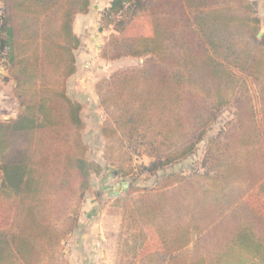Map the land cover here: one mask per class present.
Returning <instances> with one entry per match:
<instances>
[{"label": "trees", "instance_id": "obj_1", "mask_svg": "<svg viewBox=\"0 0 264 264\" xmlns=\"http://www.w3.org/2000/svg\"><path fill=\"white\" fill-rule=\"evenodd\" d=\"M6 3L0 65L13 82L17 111L0 119V201L13 207L10 228L0 229V264H15L14 253L26 264H68L58 247L78 219L72 205L81 195L74 194L101 174L88 157L82 107L65 88L80 44L73 19L90 0ZM117 13L118 34L104 56L139 62L96 84L107 159L123 153L127 139L152 157L144 169L163 171L195 153L222 109H234L205 144L203 170L163 171L162 182L139 194L141 215L131 219L140 227L123 216L129 235L121 236L119 263L125 255L138 260L145 243L155 250L139 264H264V213L236 212L252 190L264 199V35L257 37L253 2L111 0L101 21ZM139 16L148 34L127 32ZM106 170L95 196L109 178L132 175L122 166Z\"/></svg>", "mask_w": 264, "mask_h": 264}, {"label": "rangeland", "instance_id": "obj_2", "mask_svg": "<svg viewBox=\"0 0 264 264\" xmlns=\"http://www.w3.org/2000/svg\"><path fill=\"white\" fill-rule=\"evenodd\" d=\"M254 4L257 15L260 17V36L264 35V0H250ZM111 6V0H90L88 11L85 14L75 15L73 19V29L79 26L81 31L79 46L74 50L75 56V72L66 79L65 88L66 94L73 100L80 103L81 118L84 123L83 137L88 147V157L94 163L101 166V176L92 175L88 187L82 194L75 192L77 198L81 195L80 204L76 206L72 205V208H77V216H88L96 214L100 209L101 214L106 213L110 216L122 215L127 220L132 221V228L139 229V224L133 221L132 217L139 218L141 215V209L139 205V194L142 193L145 188H152L158 182H162L168 173H188L191 170H203L202 159L204 156L205 144L208 139L216 135L222 125L233 118L234 109L226 107L222 109L215 117L214 122L211 124L206 135L202 140L196 144L195 153L187 159L174 163L168 166L164 171L157 170V173L151 174L147 169L152 157L142 150V148L132 149L127 146V139L124 140L123 153L115 150L118 153L117 158L107 159L105 157L104 140L99 134V126L105 120V114L98 106V93L96 84L103 78L108 77L116 69L136 65L139 61L132 57H119L116 59L106 58V44L108 39L112 35H117L119 27L117 25V14H111L107 20L101 21V15L105 14L107 9ZM1 16L7 18V27H9L8 10L6 0H0ZM127 32L130 34H148L149 26L145 18L139 16L133 23H129L127 26ZM106 55V56H104ZM142 58L140 59V61ZM0 75L3 76L4 82L0 81V119L7 120L11 117V113L15 114L17 109V102L14 92L12 90L13 82L10 80L7 70L3 65H0ZM7 77V78H6ZM8 79L10 80L8 82ZM6 80V81H5ZM249 89L253 96V103L255 109L258 108L256 92L253 86L249 83ZM125 151V152H124ZM128 156H127V154ZM122 166L125 170L132 172V175L126 177H111L106 183L114 187L120 188L121 183L125 184V191H118L114 194L113 191L107 197L104 191H100L99 195L95 196V193L99 190L100 177L107 175L109 171L106 170L110 167L111 170H116ZM114 178V179H113ZM115 179H119L122 182L119 184ZM128 183L131 185L129 189H126ZM77 191V189H76ZM84 191V190H83ZM90 201L94 206H90ZM110 201H113L112 210H108ZM90 207V208H89ZM236 208V212L243 215L249 211H257L264 213V199L256 191L252 190L243 199V204ZM85 210L87 212H85ZM110 211V212H109ZM93 212V213H89ZM109 212V213H108ZM114 212V213H113ZM117 213V214H116ZM114 215V216H115ZM75 228V226H74ZM129 260L137 262L134 258H127L125 255L122 261L125 264H129ZM133 262V264H134ZM122 264V263H120Z\"/></svg>", "mask_w": 264, "mask_h": 264}, {"label": "crops", "instance_id": "obj_3", "mask_svg": "<svg viewBox=\"0 0 264 264\" xmlns=\"http://www.w3.org/2000/svg\"><path fill=\"white\" fill-rule=\"evenodd\" d=\"M79 26L80 25L78 24V26L74 27V32L80 37L81 31L79 29ZM2 78L3 76L0 75V81H2L1 83L4 82ZM9 81L10 80H8V82ZM15 110L17 111V109ZM14 115L15 114L11 113V117ZM115 181L117 182L115 184H119V182H122L119 179H115L113 182ZM106 185H108L106 187L107 189L103 191L107 197L109 196L111 191H113L114 194H117L118 191H125V183H121L120 188L114 187L109 183H107ZM112 202L113 201H110L108 210H112V208H115L112 207ZM90 206H94L91 201ZM114 211H116V208L114 209ZM85 212L87 211L85 210ZM12 215L13 207H11V205H8V203H6L5 201H0V229L10 228L12 224ZM114 215L110 216L107 213L106 215L101 214L99 209L97 210L96 214L79 216L73 231H71L68 235L62 237L60 246L58 247V253L62 254V257L68 262V264H120V239L121 236L122 238H127V235L129 234L123 233V231L126 229L123 216H119L118 214L115 216ZM143 245L144 246L139 248L137 253H135L136 255H138V260H136L137 262H134V264H139V259L142 255H146L148 252L155 250L151 249L150 247H146L145 243ZM38 252L39 251L37 250L36 254H38ZM42 254L43 251H41V255ZM13 261L15 264H26L21 260L20 257H18L17 253L13 254Z\"/></svg>", "mask_w": 264, "mask_h": 264}, {"label": "built area", "instance_id": "obj_4", "mask_svg": "<svg viewBox=\"0 0 264 264\" xmlns=\"http://www.w3.org/2000/svg\"><path fill=\"white\" fill-rule=\"evenodd\" d=\"M1 10H2V9L0 8V16H1Z\"/></svg>", "mask_w": 264, "mask_h": 264}, {"label": "water", "instance_id": "obj_5", "mask_svg": "<svg viewBox=\"0 0 264 264\" xmlns=\"http://www.w3.org/2000/svg\"><path fill=\"white\" fill-rule=\"evenodd\" d=\"M261 33H258V36H260Z\"/></svg>", "mask_w": 264, "mask_h": 264}]
</instances>
